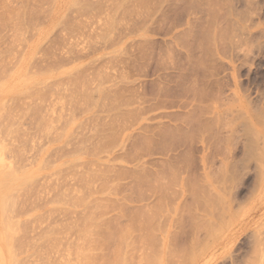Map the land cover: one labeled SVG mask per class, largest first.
I'll return each instance as SVG.
<instances>
[{"label": "rangeland", "instance_id": "rangeland-1", "mask_svg": "<svg viewBox=\"0 0 264 264\" xmlns=\"http://www.w3.org/2000/svg\"><path fill=\"white\" fill-rule=\"evenodd\" d=\"M204 1L79 0L63 8L51 28L56 0H0V80L18 72L23 40L37 37L40 29L47 31L27 70L30 77L44 80L19 94H2L0 140L10 149L4 164L20 170L44 164L33 184L16 193L19 218L26 219L23 243L38 245L46 233L59 231L57 247L40 246L47 256H34L33 245H27L26 264H81L70 253L79 244L72 227L84 215L74 205L80 195L110 205L97 212L115 228L141 221L143 211L153 209L152 224L158 225H152L153 241L140 242L131 255L132 264H145V259L160 254L169 225L170 249L179 253L170 264H264V134H256L257 138L253 131V141L246 132L249 117L241 121L237 112L222 116L216 112L221 106H237L240 101L247 105L250 100L258 117H251L252 123L259 124L262 117L264 121V46H256L264 42V34L260 35L264 0H229L232 6L217 9V15L216 8L211 10L209 1ZM233 20L238 27H233ZM250 20L260 27L246 29ZM210 23L223 29L231 26L234 32L225 29L224 36L220 26L221 31L215 26L217 33ZM207 26L215 30L214 38L218 34L217 41L205 37L215 46L205 42L200 47ZM220 35L227 36L223 44ZM240 38L242 43L251 41L248 46L253 42V49L241 44ZM205 45L215 49L208 51ZM195 59L202 62L201 68L195 67ZM226 124H233L234 130ZM192 187L195 193L190 194ZM197 187L206 197L224 196L226 206L223 202L214 209L221 207V215L216 212L209 218L219 235L205 228L198 233L193 227L195 217L205 214L204 194ZM198 197L200 201L194 200ZM137 213L140 219L134 218ZM219 219L226 222L222 231L217 229ZM142 229L133 233L138 241L145 234ZM192 239L198 241L196 256L187 257L186 263ZM4 245L0 236V264H10ZM103 250L107 253L108 247Z\"/></svg>", "mask_w": 264, "mask_h": 264}, {"label": "bare ground", "instance_id": "bare-ground-1", "mask_svg": "<svg viewBox=\"0 0 264 264\" xmlns=\"http://www.w3.org/2000/svg\"><path fill=\"white\" fill-rule=\"evenodd\" d=\"M57 2H56V7H55V10L51 13L52 14V17H51V21H52V23H51V28H53V27H55V23H57L58 21H59V19H60V13L63 11V8H65V7H73L76 3H79V2H77V1H79V0H56ZM124 1V0H123ZM126 1H129V0H126ZM134 2H136V1H139V0H133ZM206 1V4H208L209 3V5H207L208 6V8H209V6H211L212 5V7L210 8L211 10L213 9V6H214V9L215 10H213V12L215 11L216 12V10L218 9V10H221V9H223L224 7H226V6H228V3H230L229 2V0H205ZM204 1V2H205ZM207 1H209L208 3H207ZM132 2V1H131ZM121 4L122 3H118L117 4V6L118 5H120L121 6ZM123 5V4H122ZM216 6V7H215ZM232 6V5H231ZM231 6H228V7H231ZM30 12V9H28V10H26L25 11V13H26V15H28V18L30 19L31 18V12H30V14L29 13H27V12ZM208 11H210L209 9H208ZM233 11V10H232ZM215 12H214V14H215ZM220 12H224V14L226 13L225 11H220ZM210 13V12H209ZM213 14V13H212ZM198 15V14H197ZM211 15V14H210ZM215 15H217V13L215 14ZM226 15L229 17V16H231V15H229V14H227L226 13ZM214 16V15H213ZM212 16V17H213ZM226 16V19H228V17ZM65 17V16H64ZM220 17H221V15H220ZM225 17V16H224ZM238 17H240L241 18V16H238ZM195 18V17H194ZM217 18H219V16H216V19ZM232 18V17H231ZM3 19V18H2ZM242 19V18H241ZM213 19H211V21H212ZM218 20H221V19H217L216 21H218ZM245 20V19H244ZM197 21H198V19H197ZM227 21V20H226ZM225 21V22H226ZM235 21H237V20H235ZM248 21V20H247ZM196 22V21H195ZM213 22H215V20L213 21ZM234 22V20L231 22V23H233ZM246 22V21H245ZM249 22L251 23V25H248L249 24ZM248 23H246L245 24V26H246V29H249V28H257V27H260V26H257L256 24H258V23H255V25H253L252 23L253 22H251V20L249 21ZM220 23V22H219ZM197 24V23H196ZM210 24H212V23H210ZM217 24H218V22H217ZM216 23L215 24H212V25H214L213 26V28H212V26H210V25H208V26H210L212 29H214V27L217 25ZM234 25L236 26V27H238L236 24H234L233 23V27H234ZM243 26H244V24H242ZM252 25L253 26H255V27H252ZM195 26V25H194ZM208 26L206 27V29L208 28ZM218 26V25H217ZM220 26V25H219ZM218 26V27H219ZM228 26H230V25H228ZM247 26H249V28H247ZM196 27V26H195ZM194 27V28H195ZM221 27V26H220ZM219 27V29H220V31H221V28ZM229 28H231V26L229 27ZM228 27L227 28H222L223 30H222V32H223V35H224V32L227 30V29H229ZM212 29H207V31H206V33L208 32V30H209V32H210V30H212ZM219 29H217L216 27H215V30H217V33H218V30ZM226 29V30H225ZM232 29V31H233V28H231ZM231 29H229V32H230V30ZM237 29V28H236ZM235 29V30H236ZM258 29V28H257ZM256 29V30H257ZM215 30H212V33H210V35H211V37L209 36H207V34H209V32L206 34L205 33V31H203L202 30V34L203 33H205V34H199V35H197L198 36V38H201L202 36H204V38L202 37V39H205V41L204 42H200V44H197L196 42H195V44L198 46V45H200V47L202 46V43H205L206 42V45H208V43H210V42H212V41H207V40H212V39H215L214 41H217V37L218 36H216V35H218L217 33L215 34V37L216 38H214V35L212 36V34H213V31H215ZM225 30V31H224ZM239 31H240V34H241V36H242V34H243V32H241V30H242V28L241 29H238ZM238 30H237V32H238ZM38 31V30H37ZM196 31H197V29H196ZM195 31V33H198V32H196ZM219 31V32H220ZM228 31V30H227ZM231 31V32H232ZM234 32V31H233ZM264 31H262L261 33L262 34H260L262 37H263V33ZM200 33V32H199ZM215 33V32H214ZM226 33V32H225ZM228 33V32H227ZM252 33V32H251ZM222 34V33H221ZM238 34V33H237ZM240 34H238V35H240ZM253 34V33H252ZM46 35H47V31H46V29H40L39 30V32H38V34H37V37H33V38H29V40L28 41H26V39L25 40H23V43H25V48H24V52L23 53H21L22 54V56L20 55V57H21V61L19 60V62H20V64H19V68H18V72L16 71V73H14L13 71V74L14 75H12L11 76V72L10 71H6L5 73L7 74L8 72H10V75H8V77L9 76H11L9 79H7V81H5L6 80V78H8V77H5V80L4 81H2V80H0V119L4 116V106H5V100L3 99V97H2V94L3 93H5L6 91H8V93H11L12 95L13 94H19L20 93V91L21 90H23V89H27V88H29L30 86H33V85H35V84H39V83H41L43 80H44V78L43 79H39L38 77H30V75L28 74V72H27V70H28V68H29V65H31V63H32V61H33V59H34V57H35V54H36V52H37V50H38V48L40 47V45H41V43H42V41L45 39V37H46ZM202 35V36H201ZM206 35V36H205ZM222 35V36H223ZM197 36H194V38L195 37H197ZM225 36V35H224ZM240 36V37H241ZM255 36V35H254ZM205 37H207V40H206V38ZM220 37H221V35H220ZM219 37V38H220ZM230 37V36H229ZM228 37V38H229ZM243 37H245L244 35H243ZM197 38V41L199 40ZM209 38V39H208ZM218 38V40L220 41H218L219 42V44L222 42V44H223V42H225V41H223V39L222 38H224V37H221L220 39ZM232 38V37H231ZM251 38V37H250ZM259 38V37H258ZM222 39V40H221ZM224 39H227V36L224 38ZM230 39V38H229ZM228 39V40H229ZM246 39H247V36H246ZM249 39V38H248ZM243 40V39H242ZM253 40V39H252ZM262 40H263V38H262ZM24 41H26V42H24ZM196 41V40H195ZM200 41H201V39H200ZM230 41H231V39H230ZM244 42L243 43H245V45H247L248 46V44L251 42H248V43H246L245 42V40H243ZM240 42H241V38H240ZM198 43H199V41H198ZM213 43L214 42H212V46H215V44L213 45ZM229 43V42H228ZM242 42H241V44H243ZM253 43V42H252ZM252 43L249 45V46H251L252 47ZM194 44V43H193ZM231 44V43H230ZM241 44H240V46H237L238 48L239 47H241ZM195 45V46H196ZM204 45V44H203ZM205 45V46H206ZM244 45V44H243ZM254 45V44H253ZM195 46H193L192 45V47H195ZM204 46V47H205ZM209 47L208 49H207V47L208 46H206V49L209 51V50H211V52H212V48H214V47ZM230 46V45H229ZM248 46V47H249ZM255 46V45H254ZM256 46H257V48H261V47H263L264 46V42H261V43H257L256 44ZM199 47V46H198ZM247 47V48H248ZM211 48V49H210ZM217 48H219V47H217ZM216 48V49H217ZM215 49V48H214ZM248 49H250V48H248ZM253 49V47L250 49V50H252ZM200 50L202 51V48H200ZM204 51H205V49H203ZM207 51V52H208ZM215 51V50H214ZM210 52V54H212ZM251 52V51H250ZM209 53V52H208ZM207 53V54H208ZM252 53V52H251ZM254 53V52H253ZM205 54H206V52H205ZM209 54V55H210ZM264 54V53H263ZM263 54H259V55H262L263 56ZM206 56H208V55H206ZM211 56V55H210ZM209 56V57H210ZM264 57V56H263ZM208 58V57H207ZM0 60H1V58H0ZM196 60V62L198 61L197 59H195ZM18 62V63H19ZM4 63V62H3ZM2 63V64H3ZM194 64H195V62H193ZM199 61L195 64V67H196V65H199V68H201L200 66H203V65H201V63H199ZM0 64H1V61H0ZM193 64V65H194ZM18 66V65H17ZM3 67H4V65H3ZM0 68H1V66H0ZM197 68V67H196ZM3 69V68H2ZM198 69V68H197ZM236 70V69H235ZM2 71V70H1ZM0 71V72H1ZM4 71V70H3ZM4 73V72H3ZM234 73H236L237 74V72H234ZM5 74V75H6ZM1 75V74H0ZM3 75V74H2ZM235 75V74H234ZM235 77H236V75H235ZM1 78H3L4 79V76L3 77H1ZM235 79V78H234ZM238 83V82H237ZM236 83V84H237ZM240 84H238V86H239ZM238 86H237V88H238ZM242 87V86H241ZM194 88H195V86H194ZM193 88V89H194ZM4 89V90H3ZM237 90V89H236ZM235 90V91H236ZM234 91V92H235ZM239 91H240V89H239ZM193 92H196V94L197 93H199V91L197 90V89H195V91H193ZM237 93V92H236ZM241 94V93H240ZM10 95V94H9ZM195 95V94H194ZM200 96V93L199 94H197V96ZM236 95H238V94H236ZM236 95H234L235 97L233 98L235 101L238 99V98H236ZM243 95V94H242ZM15 96V95H14ZM239 96V95H238ZM241 96V95H240ZM244 96V95H243ZM7 98H8V95L6 96ZM236 98V99H235ZM244 98V97H243ZM234 100H232V101H234ZM234 101V102H235ZM231 102V101H230ZM242 101H240V103H239V105H237V106H228L227 107V105H226V107H218L219 109H217L216 110V112H217V114H221L220 116H222V114H224V113H228L229 115L230 114H232V113H236L237 112V115H239L240 116V120H241V118L242 119H245L244 117L246 116L247 118L249 117L250 118V122H249V124L246 126V124L248 123L247 121L246 122H244V123H246L245 124V126H246V132H247V129H248V134H254L253 133V131L255 132V136H256V134H257V136H258V134H262V136H263V134H264V121H262L261 119H263V117L262 118H260V120H257V122L259 121V124H257V123H254L255 121H253V123H252V121H251V117H253V116H255V113L256 112H254L253 110H251V108L249 107L250 105H252V104H254V103H250V100H249V102L247 101V103H249V104H245L244 102L243 103H241ZM229 103V102H228ZM221 104V103H220ZM230 105V104H229ZM256 106V105H255ZM217 107V106H216ZM252 107H254V106H252ZM210 111V110H209ZM211 111H213L212 109H211ZM210 111V112H211ZM230 112V113H229ZM232 112V113H231ZM213 113V112H212ZM227 114V115H228ZM225 115V114H224ZM223 115V116H224ZM226 115V116H227ZM229 117H231V116H229ZM228 117V118H229ZM256 118H258L257 116H255ZM227 118V119H228ZM214 119H216V118H214ZM253 119V118H252ZM218 121L220 120V119H217ZM216 120V121H217ZM224 120V119H223ZM242 121V120H241ZM221 122V121H220ZM261 122V123H260ZM262 122H263V124H262ZM217 123V122H216ZM223 124V123H222ZM224 124H225V122H224ZM224 124H223V126H224ZM234 124V123H233ZM233 124L231 125V124H226V127H229V125H230V128L231 127H233V130H234V126H233ZM209 126V125H208ZM204 127L207 129V126H205L204 125ZM209 127H212V126H209ZM208 127V128H209ZM213 127H215V126H213ZM244 127V126H243ZM3 125L0 123V136H1V134H2V132H3ZM204 129V128H203ZM209 129H213V128H209ZM208 129V130H209ZM244 129H245V127H244ZM252 129V130H251ZM206 131V130H205ZM251 131H252V133H251ZM259 135V136H260ZM253 136V135H252ZM255 136H253V138L255 139H253V141H256V137ZM258 136V137H259ZM257 137V138H258ZM252 137L250 136V139H251ZM251 141H252V139H251ZM253 146H255L256 147V145L254 144V145H252V146H250V148H254ZM9 148H7L4 144H2V142H1V140H0V236H1V239H2V242H4V246H6L7 248H8V250H7V253H8V257H7V259H8V263H10V264H26L25 262L26 261H28V260H26L27 258L25 257L24 258V256L25 255H27V254H25V255H23L25 252L24 251H28V249L29 248H31L32 247V245H33V247H32V251H33V255L35 256H38V255H40L39 257H41V256H47V254L48 253H42V251H44V249H43V247H48V246H51V247H53V248H55V247H57V245H59V231H56L55 232V230H53L52 232H50V233H46L43 237H42V240L41 241H39L40 243L42 242V243H45V244H43L42 245V243L41 244H39L38 243V245H37V243L35 242H32L31 244H29V242L27 243L26 242V246H25V244L23 243V240H26V238H24L25 236H24V234H26V226H25V224L23 223L26 219H24V221H22L19 217L21 216V214L19 213V212H21V211H19L20 209H19V206H18V198L16 197V193H17V190H19V189H21V188H27V187H30L31 186V184H33V182L35 181V179L37 178V176H38V172L40 171V169H43L42 168V165H44V164H42V165H40L39 167H35L34 169L33 168H30V169H24V170H20V169H18V168H12V167H10L9 165H6V164H4V160L6 159V157H7V153L9 152ZM262 154V153H261ZM42 160V159H41ZM44 162V161H43ZM42 162V163H43ZM74 161H72V163H73ZM30 166H32V164L30 165ZM208 166V165H207ZM9 168V169H8ZM45 169V168H44ZM219 174H221V173H219ZM40 175V174H39ZM179 176H181V175H179ZM225 176V175H224ZM187 178V177H186ZM221 178V177H220ZM83 179V178H82ZM179 179V178H178ZM187 180V179H186ZM214 180V179H213ZM217 180V179H216ZM205 181V180H204ZM203 181V182H204ZM210 181H211V179H210ZM210 181H208V182H210ZM138 182V181H137ZM142 182V181H141ZM212 182H210L208 185H209V187H210V184H211ZM183 184H185V183H183ZM183 184H182V186H183ZM30 185V186H29ZM186 185V184H185ZM184 185V186H185ZM182 187L183 188V190L184 191H188V186L187 187ZM193 186V185H192ZM189 187H191V186H189ZM194 187V186H193ZM189 188V190H192V191H190V194H192V192L193 193H195L194 192V189L195 188ZM208 187V188H209ZM211 187H212V184H211ZM137 188V187H136ZM138 188H139V186H138ZM180 188V187H179ZM198 188V187H197ZM200 189L198 188V190H197V192H201V191H199ZM182 191V190H181ZM201 193H203L204 195L202 196V205H203V207L205 208V210H204V216L203 215H197L196 217H195V221H193V227H194V229L199 233H201V229L202 228H205V229H207L208 230V232H211V233H213L214 231H215V227L216 226H214L213 224H215V222L214 221H212V222H214V223H212L211 222V220L209 219L213 214H215L216 212H217V214L216 215H218V210H219V208H221V207H219L218 208V210L216 211V212H214L215 210H216V207L217 206H219V205H221L223 202H224V196L222 195V194H217L216 195V197H210V196H208L207 195V197H206V195H205V193H204V191L203 192H201ZM183 194V193H182ZM198 195H199V193H197ZM80 196H82V197H77L76 199H75V204L74 205H76L77 207H75V209H82L83 211H84V215L82 214L83 212H81V214H82V217H81V219L78 221V223L75 225V226H71L75 231H76V233H77V236H78V241L77 242H79V244H77L76 246L77 247H75V249L73 250V252L71 251L70 253H73V254H75V257L78 259V261H80L81 262V264H132V257H131V255H132V253L138 248V245H140V242H148V240H152V238L154 237V230H155V228L156 227H153L155 224H152V222H153V214L151 213V211L153 210H151V211H149L148 213L146 212V209L143 211V215H144V217L145 218H143L142 217V219H141V221H138L137 219H136V217L137 218H141V216L139 217V213H141V212H139V213H137V216H135L134 218L136 219V220H132V221H136V223L134 222V223H132V221L130 222L131 224L130 225H128V226H118V225H116V227H119V228H115L114 226H112L111 225V223H110V221H109V219L108 220H106V222L103 220L104 218H100L99 217V213L97 212V211H100L101 209H99V208H102L103 209V207H105L106 205H103V203L101 204V203H98V201L99 200H97V198H91V199H96L95 201H97V203L98 204H95L96 202L95 201H92L91 202V200L89 199L90 197L89 196H86V195H80ZM200 197H201V195H200ZM200 197H198V199L197 198H195L194 200H199V198ZM110 200V199H109ZM114 200V199H113ZM107 201V200H106ZM105 201V202H106ZM200 201V200H199ZM197 202V203H199L200 204V206H201V203L200 202ZM114 202H116V201H114ZM118 202H120L121 203V201H118ZM62 203H64V201H62ZM106 203H109V202H106ZM226 203H227V201H226ZM224 204H225V202H224ZM223 204V205H224ZM109 205V204H108ZM196 205V204H195ZM215 205H216V207H215ZM110 206V205H109ZM109 206H106V208H108ZM123 206V205H122ZM222 206V205H221ZM225 206H226V204H225ZM233 206V205H232ZM113 207H114V205H113ZM118 207H119V205H118ZM196 207V209H198L197 208V206H195ZM199 207V206H198ZM214 207V208H213ZM224 207V206H223ZM106 208H104V209H106ZM110 208H112V207H110ZM203 208V209H204ZM99 209V210H98ZM109 209V208H108ZM115 209V208H114ZM123 209V208H122ZM193 209V208H192ZM202 209V210H203ZM215 209V210H214ZM120 210H121V207H120ZM199 210H200V208H199ZM104 211V210H103ZM102 211V212H103ZM139 211H141V210H139ZM174 211H175V214L179 211V208L178 207H176V208H174ZM220 211H222V210H220ZM225 211H228V209H225ZM120 212V211H119ZM153 212V211H152ZM196 212H197V210H196ZM214 212V213H213ZM223 212V211H222ZM146 213H147V217H146ZM136 214V213H135ZM139 214V215H138ZM219 214H220V212H219ZM20 215V216H19ZM125 215V214H124ZM123 215V216H124ZM215 215V216H216ZM221 215V214H220ZM219 215V216H220ZM222 215H223V218H224V215H225V212H224V214L222 213ZM81 216V215H80ZM134 216V215H133ZM202 216V217H201ZM37 217V216H36ZM118 217H119V214H118ZM131 217H132V215H131ZM212 217H214V216H212ZM215 218V217H214ZM219 218H221V217H219ZM30 219V218H29ZM32 219V218H31ZM31 219H30V221H31ZM113 219V218H112ZM133 219V218H132ZM119 220V219H118ZM131 220V219H130ZM191 220V219H190ZM213 220V219H212ZM220 221H222V222H220L219 223V227L217 226V229H219V230H221V228L225 225V220H221V219H219ZM107 221H108V223H107ZM114 221V220H113ZM169 221V220H168ZM170 221H171V219H170ZM227 221V220H226ZM27 222H28V219H27ZM115 222V221H114ZM175 222V221H174ZM26 223V222H25ZM116 223V222H115ZM115 223H114V225H115ZM217 223V222H216ZM113 224V223H112ZM136 224H137V227H135L136 226ZM218 224V223H217ZM216 224V225H217ZM227 224H228V222H227ZM74 225V224H73ZM140 225V226H139ZM153 225V226H152ZM173 225V224H172ZM69 226V225H68ZM139 226V227H138ZM155 226H158V225H155ZM67 227V226H66ZM143 228V229H142ZM159 228V227H158ZM169 228V229H168ZM199 228H201L199 231H198V229ZM137 229H142L141 231H143L144 230V232H145V234L143 235V236H141L139 239V241H138V239H136V236H135V234L133 235V233L137 230ZM154 229V230H153ZM166 230H167V232H166V235L165 236H162L163 237V239H162V242H161V246H160V254L158 253V255L157 256H155V257H153V258H147V260L145 259V264H170V262H172L171 260H173L174 258H176L177 257V253L178 252H174L173 250H171L170 248H171V246H170V241H169V236H171V234H170V225H169V227H167V228H165ZM165 229H164V231H165ZM172 229H173V227H172ZM193 229V230H194ZM58 230V229H57ZM66 230V229H65ZM73 230V231H74ZM157 230V229H156ZM223 230V229H222ZM221 230V231H222ZM67 231V230H66ZM65 231V232H66ZM140 231V232H141ZM158 232H159V230H157ZM217 231V230H216ZM69 232V231H68ZM195 232V231H194ZM196 232V233H197ZM203 232V231H202ZM208 232H207V234H208ZM171 233H173V232H171ZM193 233V232H192ZM214 233H216V232H214ZM219 233V232H218ZM217 234V233H216ZM133 235V236H132ZM194 235V234H193ZM196 235V234H195ZM217 235H219V234H217ZM211 236L212 235H210L209 237L211 238ZM161 237V238H162ZM199 237V236H198ZM208 237V238H209ZM135 238V239H134ZM160 238V239H161ZM195 238V237H194ZM200 238V237H199ZM209 238V239H210ZM175 239V238H174ZM197 240V239H196ZM196 240H193L192 239V241H195V243H193V246H191V247H189L190 248V250L189 251H186L185 252V259H186V263L188 262L187 260L188 259H193L195 256H196V251H195V248H196V243H198V241H196ZM199 240V239H198ZM153 241V240H152ZM151 241V242H152ZM172 241V240H171ZM209 241V240H208ZM200 242V241H199ZM172 243V242H171ZM173 243H174V241H173ZM57 244V245H56ZM143 244V243H142ZM191 244H192V242H191ZM29 246V248H28V246ZM43 246L42 247V249L40 250V246ZM56 245V246H55ZM86 246V247H83V246ZM26 247V248H22V247ZM104 246H107L108 247V252L107 253H105V251L103 250V247ZM187 246V245H186ZM198 246H200L199 244H198ZM206 246V245H205ZM51 247H49V249L51 248ZM173 248H175V247H173ZM186 248H188V247H186ZM25 249V250H24ZM47 249V248H46ZM107 249V248H106ZM184 249V248H183ZM183 249H181V250H183ZM30 250V249H29ZM71 250V249H70ZM185 250H187V249H185ZM205 250H206V248H205ZM26 251V252H27ZM48 251V249L46 250V252ZM69 251V250H68ZM176 251V250H175ZM6 253V252H5ZM179 254V253H178ZM181 254L182 255H180L181 257H179V261H180V258H182L181 259V261L183 262L184 260V253H182L181 252ZM31 255V254H30ZM224 255H225V253H224ZM29 256V255H28ZM176 256V257H175ZM179 256V255H178ZM197 256H198V253H197ZM33 257V256H32ZM187 257H188V259H187ZM25 261H24V260ZM177 259V258H176ZM175 260V259H174ZM189 261H191V260H189ZM5 262V261H4ZM3 262V263H4ZM175 262H176V260H175ZM193 262V261H192ZM191 262V264H195V261L192 263ZM2 263V264H3ZM252 263V262H251ZM172 264V263H171ZM188 264H190V263H188ZM254 264V263H253Z\"/></svg>", "mask_w": 264, "mask_h": 264}]
</instances>
